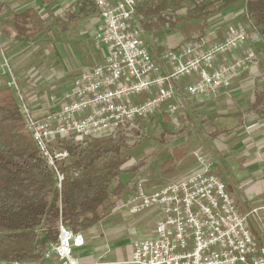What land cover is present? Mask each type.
<instances>
[{
    "label": "built area",
    "instance_id": "2783aa9c",
    "mask_svg": "<svg viewBox=\"0 0 264 264\" xmlns=\"http://www.w3.org/2000/svg\"><path fill=\"white\" fill-rule=\"evenodd\" d=\"M143 0H95L99 21L94 45L104 49L103 60L78 75L72 87L46 104L48 113L37 116L27 104L13 77L14 89L27 130L49 166L57 171L61 188L64 175L57 162L69 153L56 142L75 137L86 140L127 128L172 99L170 112L179 109L187 95H207L230 89L247 63L255 60L250 50L227 65L222 56L238 50L257 32L241 27L223 40L207 45L202 37L188 44L167 48L154 55L144 34V17L138 12ZM0 69L13 75L0 34ZM197 75L193 79L194 75ZM189 78L184 87L179 84ZM156 88L147 100L135 104L134 96ZM58 107L54 108V105ZM198 167L187 176L149 192L145 180H132L133 194L127 205L131 214L159 209L154 235L134 242L132 264H264V236L253 233L256 211H242L215 172L213 160L197 156ZM135 164V163H134ZM85 239L64 223L57 241L43 256L48 264H80L74 248Z\"/></svg>",
    "mask_w": 264,
    "mask_h": 264
},
{
    "label": "trees",
    "instance_id": "16d2710c",
    "mask_svg": "<svg viewBox=\"0 0 264 264\" xmlns=\"http://www.w3.org/2000/svg\"><path fill=\"white\" fill-rule=\"evenodd\" d=\"M55 1L40 0V5H53ZM234 1L172 0L180 9L182 4L190 3L186 4L188 17L177 22H190L195 14L205 19ZM244 1L245 21L250 31L257 32L260 37L258 43L262 46L261 50L264 48V0ZM79 5V13L99 12L95 0H79ZM167 10V0L159 5L138 6V12L152 19L156 17L160 24H167L171 19ZM78 12L68 9L57 17L63 31L72 25L66 21L73 24L78 22ZM164 12H167L166 15ZM66 17L69 19H64ZM12 19L13 27L5 29V32L29 42L46 24L33 6L14 12ZM142 120L115 133L82 141L72 136L56 142L59 149L69 153L68 158L57 162V169L64 175L60 188L57 171L49 166L26 128L13 89L1 87L0 259H42L44 252L57 241L61 222L76 233H82L101 222L134 189L132 180L142 167V161L138 160L132 167L128 162L143 154L142 150L150 138L162 142V146L157 147L153 154L172 151L174 157L169 162L185 156L183 145L170 147L171 135L167 128L162 129L159 135H150ZM157 125L155 122L154 127L157 128ZM179 131L185 135L190 132L187 126L180 127Z\"/></svg>",
    "mask_w": 264,
    "mask_h": 264
},
{
    "label": "crops",
    "instance_id": "0c3cea01",
    "mask_svg": "<svg viewBox=\"0 0 264 264\" xmlns=\"http://www.w3.org/2000/svg\"><path fill=\"white\" fill-rule=\"evenodd\" d=\"M77 1L79 6V0ZM116 1H111L110 4L112 5ZM163 1L166 0H143L139 6L141 4L159 5ZM167 1L169 14L167 12H164V14L167 13L171 17L167 24H160L156 17L152 19L139 12L144 17L142 21L144 34L154 55H160L167 48L182 47L196 36L205 39L209 46L223 40L241 27H247L250 30L244 18V0H236L225 8L210 14L205 19L195 14V18L190 22H177L181 18L188 17V9L186 7L177 9L172 0ZM38 4L33 3L31 6L38 10V6H40ZM78 6L73 5L71 9L78 12ZM183 10L186 11V15H181ZM89 14L94 13L83 14L78 12L80 16L78 22L73 24L72 21H68L72 25L65 31L62 29V32L80 34L81 31L77 30L81 28L79 25L82 22V17ZM96 19L98 23L99 12L96 13ZM12 27L9 24L7 25V28L11 29ZM73 28L74 30L71 31ZM95 29L92 33L90 45H87V41L76 42L84 56V62L79 63L78 66L80 72L78 75L86 68L92 67L103 60L104 49L94 45ZM3 34L2 32L1 39L14 71L13 55L20 52L25 41L18 40L10 34H7L5 40ZM248 42L240 50L223 56L218 61L219 65H227L235 58H245L250 50H256L258 59L247 63L246 69L240 71L230 89H221L217 93L207 95H187L181 108L184 112L193 109L205 123L201 125H210L209 138L207 139L220 143L222 147L219 146L221 147L219 151L224 153L221 156L219 155L218 158L211 155V157H206L213 160L214 172L226 182L227 188L238 207L244 212L256 211L255 218L251 222V228L255 235L264 236V48L260 50L262 46L258 43V40L251 38ZM243 48L247 50L243 52ZM78 75H75L74 80ZM187 82L188 79H184L179 86L184 87ZM169 102L170 108L178 100L172 99ZM27 104L37 116H44L48 113V109L45 108L47 103H34V99L29 98ZM162 108H164V112L170 113L167 110L168 106ZM189 131H195V129ZM202 137L204 140V135ZM196 138L197 140L200 139L198 135ZM169 144L172 147L171 143ZM200 145L195 148H202ZM209 149L211 154L214 153L213 147ZM204 151L206 152V150ZM184 153L185 156L182 159L163 163L161 167V170H164L162 171L163 176L159 175L160 172L155 165L148 162L143 165V168H140V171L145 170L148 181L165 179L171 182L183 178L198 167L197 156L203 155L200 154L201 151L197 153L196 157H187L186 152ZM157 154L154 153L153 155ZM178 167L183 168L180 173L176 171ZM153 173H155V178L150 176ZM164 184L157 186V184L147 183L146 180L147 188H159ZM133 192L134 189H131L129 196L121 200L116 208L106 215L101 222L81 233L85 243L74 248V255L80 264H132L134 242L154 235L156 222L161 216V211L153 208L143 213L131 214L127 201ZM0 264H48V261L43 256L42 259L26 261L0 259Z\"/></svg>",
    "mask_w": 264,
    "mask_h": 264
},
{
    "label": "rangeland",
    "instance_id": "374dc122",
    "mask_svg": "<svg viewBox=\"0 0 264 264\" xmlns=\"http://www.w3.org/2000/svg\"><path fill=\"white\" fill-rule=\"evenodd\" d=\"M117 2L118 0L115 3ZM33 3H39L38 5H40V0H0V34L2 32L4 33L3 37L5 40L7 39V33H5L7 25L9 24L13 26L12 14L17 12L16 10L21 11L33 5ZM186 4L188 5L190 3ZM186 4H182L183 7L181 9L186 7ZM73 5L78 6V1L56 0L53 5L38 6L39 8L36 10V14L42 16L43 19H45L46 24L43 30L36 34L32 42L25 41L20 52L16 55H13V63L15 64V69L12 72L13 75H8L3 72L4 69H0V88L7 87L9 82L12 81L14 77L16 82L19 83L18 86L21 89L25 100L28 101L29 98H32V100L34 99V103L44 104L49 102L51 103L52 97H58L62 91H66L72 87L75 75L80 73L78 71L79 63L84 62V56L81 52V48L76 42L87 41V45H90L92 42V33L97 23V12H94V14H89L82 17V22L79 25L81 28L77 30L79 32L81 31L80 34H73V32H62L63 26L58 24L57 17L62 16L63 13L68 9H71ZM79 7L80 5L77 7V9H79ZM177 9L179 8L177 7ZM181 15H186V11L183 10ZM65 19L67 20L69 18L66 17ZM66 22L68 23V21ZM73 30L74 28L71 31ZM249 40L250 39H248V41ZM248 41L247 43H249ZM245 44H242L240 48H242V46ZM240 48L238 50H240ZM245 48H243V52L247 50ZM255 59H258L257 53ZM196 76L197 75L195 74L193 79H195ZM185 79L190 80L189 78ZM155 90L156 88H153L149 91H144L141 94L134 96L132 100L135 104L141 103L150 98ZM14 94L16 96L15 92ZM169 103L170 102L168 101L163 105V107L168 106L167 110H169ZM51 104L53 105V103ZM56 107H58V104L54 105V108ZM165 113L166 112H164V108H162L161 110L158 109L143 118L142 122L146 123L147 131L150 133V135H159L162 129L167 128L171 135V137H169V143H171V146L174 147L175 145L183 144L187 157H196L197 153H200V151V154L208 157L211 155L212 157L217 158L219 155L221 156L224 153L219 151V149L222 147L220 143L217 141L212 142L211 139H207L209 138L208 130H210V125H204L205 123L202 121V118L199 117L197 112H195L193 109L185 110L184 112L180 107L174 112H168L167 115ZM168 114L170 117H167ZM155 122L158 124L157 128L154 127ZM202 123L204 124L201 125ZM185 126H187L189 130L195 129V131H190L189 135H185L184 132L179 131L180 127ZM197 135L200 137L199 140L196 138ZM202 135L205 137L204 140L202 139ZM199 144H201L200 146H202V148H195ZM203 144H205L204 149ZM161 146L162 142L150 138L148 144L142 150L143 154L138 155V153V156L133 157L128 162V165L132 167L134 166V163H138L137 161L141 160L143 163L141 166L143 168V165L147 164L148 162L151 163V165H155L156 169L160 172L159 175L163 176L162 171L164 170H161L163 163L174 156L171 151L163 154L158 153L157 155H153V151L156 150L157 147ZM210 147L214 148V153H212L213 155L210 153ZM204 150H206V152ZM176 169L178 173L183 170L181 167ZM136 172V178L139 177L145 179V183L147 180V183L149 184H157V186H160L168 182L165 179H152L148 181V176L147 173H145V170H138ZM154 174L155 173L151 174L150 176H154L155 178ZM155 189L157 188H147L149 192H152Z\"/></svg>",
    "mask_w": 264,
    "mask_h": 264
}]
</instances>
